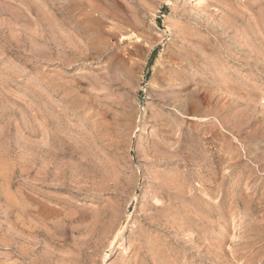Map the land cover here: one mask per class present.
<instances>
[{
	"label": "rangeland",
	"instance_id": "rangeland-1",
	"mask_svg": "<svg viewBox=\"0 0 264 264\" xmlns=\"http://www.w3.org/2000/svg\"><path fill=\"white\" fill-rule=\"evenodd\" d=\"M204 2L0 0V264H264V0Z\"/></svg>",
	"mask_w": 264,
	"mask_h": 264
},
{
	"label": "bare ground",
	"instance_id": "bare-ground-1",
	"mask_svg": "<svg viewBox=\"0 0 264 264\" xmlns=\"http://www.w3.org/2000/svg\"><path fill=\"white\" fill-rule=\"evenodd\" d=\"M75 1L76 0H66V8H65V10H66V12H67V17H69V19L67 18V20L69 21V23H70V20L71 21H73L74 20V18H76L77 16L75 15V10L77 9V8H75V5L76 6H79V4L77 5V4H75ZM192 1V3H193V5H192V7L195 9L196 7H194V6H201V4L204 2V0H191ZM80 2V1H79ZM102 2H104V1H101V3ZM205 3V2H204ZM81 4V3H80ZM104 4V3H103ZM102 4V5H103ZM200 4V5H199ZM206 4V3H205ZM82 5H80V7H81ZM113 6V5H112ZM205 6V5H204ZM63 8V9H64ZM80 10V9H79ZM104 11V10H103ZM103 11H101V13H103ZM197 11V10H196ZM65 12V11H64ZM80 12V11H79ZM100 12V11H99ZM99 12H98V14H99ZM65 15H66V13H65ZM77 21V20H76ZM79 21V20H78ZM93 21V20H92ZM74 22V21H73ZM95 22V21H94ZM82 23V22H81ZM89 23H91V22H89ZM72 24V23H71ZM73 24H76V22H74ZM87 25H91V24H87ZM86 26V25H85ZM78 27V26H77ZM76 27V28H77ZM88 27V26H87ZM184 106H185V104H184ZM181 107V106H180ZM183 108V107H182ZM185 109V108H184ZM194 109V108H193ZM182 110V109H181ZM185 111V110H184ZM183 113V112H182ZM199 118V117H198ZM144 127V126H143ZM122 229H123V226H121V228H120V230L117 232V234L114 236V241H112V244H114V242L119 238V236H120V234H121V231H122Z\"/></svg>",
	"mask_w": 264,
	"mask_h": 264
}]
</instances>
